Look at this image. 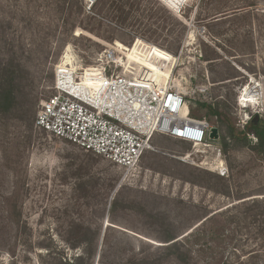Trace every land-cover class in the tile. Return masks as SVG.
I'll list each match as a JSON object with an SVG mask.
<instances>
[{
  "label": "rangeland",
  "instance_id": "374dc122",
  "mask_svg": "<svg viewBox=\"0 0 264 264\" xmlns=\"http://www.w3.org/2000/svg\"><path fill=\"white\" fill-rule=\"evenodd\" d=\"M115 42L148 78L187 93V117L219 130L213 148L156 136L125 175L36 127L58 68L80 75ZM141 42L156 47L143 54ZM0 57L27 72L36 104L35 121L0 117V264H116L131 255L145 264H264V153L247 132L256 115L264 122V0L176 9L164 0H0ZM246 90L257 106L242 102ZM108 192L120 208L102 216ZM107 227L110 246L93 256L68 242L71 228ZM172 233L182 260L164 247Z\"/></svg>",
  "mask_w": 264,
  "mask_h": 264
},
{
  "label": "built area",
  "instance_id": "2783aa9c",
  "mask_svg": "<svg viewBox=\"0 0 264 264\" xmlns=\"http://www.w3.org/2000/svg\"><path fill=\"white\" fill-rule=\"evenodd\" d=\"M141 43L143 54L156 47ZM116 44L98 55L97 67L85 69L80 75L58 68L55 94L41 104L36 127L103 159L125 175L131 174L152 150L156 136L213 148L211 125L186 115L187 93L164 79L158 85L148 80L140 67L130 63L127 50ZM86 78L92 79L90 87L84 84Z\"/></svg>",
  "mask_w": 264,
  "mask_h": 264
},
{
  "label": "trees",
  "instance_id": "16d2710c",
  "mask_svg": "<svg viewBox=\"0 0 264 264\" xmlns=\"http://www.w3.org/2000/svg\"><path fill=\"white\" fill-rule=\"evenodd\" d=\"M72 16L73 13L69 11V14L66 17L72 18ZM68 18L64 20V23L73 26ZM167 62L169 63V59ZM27 75V72L22 69L19 64L14 68L13 61H2L0 57V117L9 119L13 116L15 119L23 123L35 121L36 104L33 90L34 82L29 79ZM213 115L218 116V113L214 112ZM33 125L34 122L31 123V125L29 124L31 128ZM248 125L247 132H252L257 138V146L255 149L261 150V152L264 153V122H251ZM77 191L78 190H76V192ZM108 196L109 192L106 193L104 202L102 201V216L105 215L107 207H109V213L111 214L115 213L120 208L119 198H116L110 204ZM78 198L80 197L78 196ZM112 231H114L113 227H107L105 230L71 228L68 231V242L71 244L72 248H77L80 245L90 246L91 254L93 256V254H96L99 245L103 244L105 246H110L109 239ZM179 237V235L172 233L163 239V243L167 251L172 255H175L177 259L182 260L187 257L188 254L179 240ZM76 264H83L81 257L76 259ZM116 264H145V258L131 255L130 257L125 258L122 262Z\"/></svg>",
  "mask_w": 264,
  "mask_h": 264
},
{
  "label": "bare ground",
  "instance_id": "6f19581e",
  "mask_svg": "<svg viewBox=\"0 0 264 264\" xmlns=\"http://www.w3.org/2000/svg\"><path fill=\"white\" fill-rule=\"evenodd\" d=\"M166 3H167V5L169 6V7H173L174 9H176V8H178L179 7V4L181 3V2H183V1H185V0H164ZM68 60H69V63H71L70 62V56H67L66 57ZM66 64L68 65V61L66 62ZM65 66V65H64ZM69 68V67H68ZM145 77H147L146 75H145ZM91 80L92 79H90V78H86L85 80H84V84L86 85V86H88V87H90V85H91ZM148 80H150V81H152L153 83H156V85H158L159 83H157L156 81H154L153 79H151V78H148ZM254 80V79H253ZM176 84V83H175ZM96 87H94V89H95ZM253 92H249L248 90H246V93L243 95V98H242V102L243 103H246V104H248L250 107H253V106H257V104H258V102L256 101V95H253L252 94ZM243 94V93H242ZM239 102V101H238ZM188 119H190V118H188ZM177 140H179V141H181V142H184V143H188V144H190L189 142H187V141H184V140H182V139H177ZM211 169V168H210Z\"/></svg>",
  "mask_w": 264,
  "mask_h": 264
},
{
  "label": "water",
  "instance_id": "95a60500",
  "mask_svg": "<svg viewBox=\"0 0 264 264\" xmlns=\"http://www.w3.org/2000/svg\"><path fill=\"white\" fill-rule=\"evenodd\" d=\"M258 119H259V116L256 115L253 119V122L257 123ZM209 138L211 141H218L220 139L219 130L217 128H212L210 130ZM98 257H99V255H98Z\"/></svg>",
  "mask_w": 264,
  "mask_h": 264
}]
</instances>
